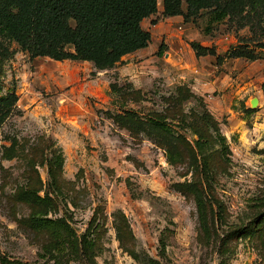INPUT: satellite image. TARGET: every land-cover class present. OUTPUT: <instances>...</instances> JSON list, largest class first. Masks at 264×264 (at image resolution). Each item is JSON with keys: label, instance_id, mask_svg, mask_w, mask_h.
<instances>
[{"label": "rangeland", "instance_id": "374dc122", "mask_svg": "<svg viewBox=\"0 0 264 264\" xmlns=\"http://www.w3.org/2000/svg\"><path fill=\"white\" fill-rule=\"evenodd\" d=\"M141 26L149 43L105 69L31 58L3 41L13 53L0 56V94L13 91L16 101L0 124V256L53 264L40 256L48 236L31 227L17 195L33 183L53 200L48 216L93 241L90 255L62 264H264V18L252 30L208 24L206 10L184 21L163 16L158 0ZM192 40L219 54L243 42L257 58L218 63L196 56ZM169 145L180 153L175 163L165 156ZM57 148L55 190L48 169Z\"/></svg>", "mask_w": 264, "mask_h": 264}, {"label": "trees", "instance_id": "16d2710c", "mask_svg": "<svg viewBox=\"0 0 264 264\" xmlns=\"http://www.w3.org/2000/svg\"><path fill=\"white\" fill-rule=\"evenodd\" d=\"M157 4L158 0H0V56L12 55L13 51L3 43L8 40L15 42L31 58L87 60L98 69L110 68L123 55L149 43L150 32L141 26V21L156 12ZM161 6L165 17L181 15L184 21H193L206 10L208 24L227 20L239 27L248 25L251 30L264 18V0H161ZM190 46L196 56L214 55L218 63L225 58H257L243 42L230 46L223 54L217 53L213 46L194 40L190 41ZM259 46L264 47V42ZM1 88L0 81V91ZM15 101L13 91L0 94V124L11 112ZM252 110L247 109L248 112ZM201 118L215 131L221 149H226L225 137L210 114L204 111ZM150 122L161 131L172 133L165 120L150 119ZM165 156L175 163L180 153L169 145L165 148ZM62 162V152L57 148L54 164L48 169L49 183L55 190L58 189V170ZM34 181H40L38 175L34 176ZM39 190L32 183L17 195L29 205L31 227L48 236L40 256L52 258L53 264H62L63 260L81 253L90 255L93 241L86 235L80 238L64 217L48 216L55 208L53 200L48 193L40 195ZM262 202L264 206V198ZM196 203L201 209L200 195L196 196ZM260 216L259 221L264 219V211ZM204 221L201 215V222ZM0 264L31 263L0 256ZM145 264L160 263L148 260Z\"/></svg>", "mask_w": 264, "mask_h": 264}, {"label": "water", "instance_id": "95a60500", "mask_svg": "<svg viewBox=\"0 0 264 264\" xmlns=\"http://www.w3.org/2000/svg\"><path fill=\"white\" fill-rule=\"evenodd\" d=\"M250 103L252 106H255L256 105L255 103H257V98L256 97L251 98Z\"/></svg>", "mask_w": 264, "mask_h": 264}, {"label": "bare ground", "instance_id": "6f19581e", "mask_svg": "<svg viewBox=\"0 0 264 264\" xmlns=\"http://www.w3.org/2000/svg\"><path fill=\"white\" fill-rule=\"evenodd\" d=\"M255 104H257V103H255Z\"/></svg>", "mask_w": 264, "mask_h": 264}]
</instances>
